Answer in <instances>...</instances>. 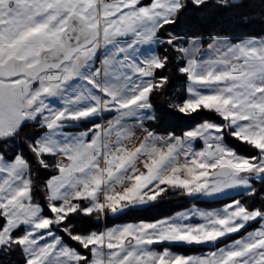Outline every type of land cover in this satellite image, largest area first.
<instances>
[{"label": "snow or ice", "instance_id": "1", "mask_svg": "<svg viewBox=\"0 0 264 264\" xmlns=\"http://www.w3.org/2000/svg\"><path fill=\"white\" fill-rule=\"evenodd\" d=\"M209 4L0 0V264H264V34Z\"/></svg>", "mask_w": 264, "mask_h": 264}, {"label": "trees", "instance_id": "2", "mask_svg": "<svg viewBox=\"0 0 264 264\" xmlns=\"http://www.w3.org/2000/svg\"><path fill=\"white\" fill-rule=\"evenodd\" d=\"M258 3L259 0H238L234 1V6L222 9L215 6V0H210L207 8L200 10L189 8L180 18L174 30L196 33L205 37L215 32L233 36L264 34V16L260 14L258 8L251 7V5ZM245 16L247 17V22H245ZM174 85L179 87V82L174 80ZM157 103L158 107L161 106L160 101ZM186 123V121L177 120L165 114L162 126L183 127ZM257 187L259 188L260 185H257ZM179 205L190 206L187 201L174 197L171 202H164L159 208L149 210L146 215L171 214L180 210ZM135 215L130 214V218ZM12 259L15 262L19 257L14 255Z\"/></svg>", "mask_w": 264, "mask_h": 264}, {"label": "crops", "instance_id": "3", "mask_svg": "<svg viewBox=\"0 0 264 264\" xmlns=\"http://www.w3.org/2000/svg\"><path fill=\"white\" fill-rule=\"evenodd\" d=\"M117 223H119V222H117ZM190 254H193V253H190Z\"/></svg>", "mask_w": 264, "mask_h": 264}, {"label": "water", "instance_id": "4", "mask_svg": "<svg viewBox=\"0 0 264 264\" xmlns=\"http://www.w3.org/2000/svg\"><path fill=\"white\" fill-rule=\"evenodd\" d=\"M235 2L238 1V0H234Z\"/></svg>", "mask_w": 264, "mask_h": 264}, {"label": "rangeland", "instance_id": "5", "mask_svg": "<svg viewBox=\"0 0 264 264\" xmlns=\"http://www.w3.org/2000/svg\"><path fill=\"white\" fill-rule=\"evenodd\" d=\"M193 254H195V253H193Z\"/></svg>", "mask_w": 264, "mask_h": 264}]
</instances>
